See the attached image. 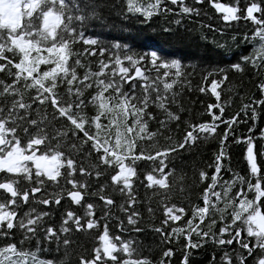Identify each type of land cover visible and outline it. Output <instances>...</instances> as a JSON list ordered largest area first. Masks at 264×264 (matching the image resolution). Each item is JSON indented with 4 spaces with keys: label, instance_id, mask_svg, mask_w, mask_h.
<instances>
[{
    "label": "snow or ice",
    "instance_id": "obj_1",
    "mask_svg": "<svg viewBox=\"0 0 264 264\" xmlns=\"http://www.w3.org/2000/svg\"><path fill=\"white\" fill-rule=\"evenodd\" d=\"M206 6L232 27L212 48L173 58L123 39L150 31L184 44L182 21ZM92 21L117 35L87 34ZM216 49L235 60L218 62ZM0 73V264H172L177 252L176 264H201L205 250L202 264H264V0H0ZM230 73L254 91L225 116L217 88ZM194 80L216 98L197 122L179 100ZM208 140L201 203L178 207L166 199L174 161ZM137 186L164 190L161 219L140 211ZM147 231L155 257L141 248Z\"/></svg>",
    "mask_w": 264,
    "mask_h": 264
},
{
    "label": "trees",
    "instance_id": "obj_2",
    "mask_svg": "<svg viewBox=\"0 0 264 264\" xmlns=\"http://www.w3.org/2000/svg\"><path fill=\"white\" fill-rule=\"evenodd\" d=\"M221 2H229V0H221ZM204 11L208 13L207 16H204L202 13L199 17L193 16L191 19H185L182 21V23L185 25V30L190 32V37L184 44L173 42L172 38H170L167 34H153L150 31L125 34L123 39L135 49L157 50L159 54L167 55L173 58L178 57L180 54L187 55L191 46L200 45L202 49L203 47L212 48L211 41L213 37L215 36L216 39L220 40L221 34L231 32L232 27L220 19V14L216 13L215 10L210 6H206ZM112 21L119 22L118 17L109 16V22ZM242 23L243 22H241V24ZM239 30L243 31V27H241ZM87 34L99 36L103 39H112L117 35L106 25L100 24L97 21H92ZM202 35L204 37L203 39L201 38ZM215 53H219V55L217 56ZM215 53H213L214 58L218 62L222 63L232 62L236 58L235 55H225L224 51L220 49H216ZM89 59L91 58L89 57ZM43 67L44 66L42 65L41 68ZM93 70H95V66H93ZM0 75H2V73H0ZM229 80L231 83L228 85V88L225 87V84H219L217 88L218 92H220L219 102L225 108V116L230 112H234L237 108V105L241 101L244 103L248 102L247 95H244V93L247 92L250 95L254 91L252 88V82L247 79L241 81L239 77H234L230 73ZM191 87V94L184 93L179 97V100L182 104H184L185 107L190 109L189 118L191 122L202 121L206 118V116L200 115V113L203 112L204 106L208 103H215L216 98L211 96L210 91L207 93H198L196 91L197 82L195 80L192 82ZM229 89H231V104L225 103L226 94L228 93ZM238 96L241 97L240 100L237 99ZM153 111L155 113V110ZM213 111L215 112L216 109H213ZM261 118L264 119V113H261ZM157 127L158 126L154 121L149 122L148 124L149 131H156ZM222 128L223 125H220L218 130ZM183 129L184 124L181 123L179 131H176L175 129L173 130V138H178ZM239 131L240 133L245 131L244 125L240 126ZM157 142L164 143V141L160 138H157ZM214 147V142L212 140H208L196 143L191 152L185 153L182 151L180 153L178 159L174 161V164L176 168L181 169V171H178L175 177L169 179L170 188L167 190L166 197L168 201L175 203L178 207L185 206L186 210L188 201L190 199L193 203H201L200 200L196 199L199 188L203 186L202 183H198L197 181V172L204 167V162H207L210 159ZM229 151L231 153V158L235 168L239 170L241 174H243L245 165L242 162L241 147L236 144H232ZM144 170L147 171V169ZM226 177L227 174L225 173V178ZM144 185L146 186V181H144ZM145 186H137V199L140 202L138 205L140 211L143 213L146 206L151 207L154 210L156 220H159L162 218L163 206L160 193H162L164 190H159L157 188H149L146 190ZM262 211H264V209H262ZM175 224L176 226H180L181 221H176ZM139 239L142 241L141 248L144 250V254L155 257L159 252V248L153 247L154 242L157 240L155 235L152 232L147 231L143 234H140ZM82 242L84 243L85 247H90L94 243H98V241H95L90 235H84L82 237ZM173 246L175 247V245ZM149 248L152 250L149 251ZM195 251L199 252L200 250ZM177 255L172 257V264H176ZM207 257L208 251L205 250L201 256V264L203 260L207 259Z\"/></svg>",
    "mask_w": 264,
    "mask_h": 264
},
{
    "label": "rangeland",
    "instance_id": "obj_3",
    "mask_svg": "<svg viewBox=\"0 0 264 264\" xmlns=\"http://www.w3.org/2000/svg\"><path fill=\"white\" fill-rule=\"evenodd\" d=\"M63 202V201H62Z\"/></svg>",
    "mask_w": 264,
    "mask_h": 264
}]
</instances>
